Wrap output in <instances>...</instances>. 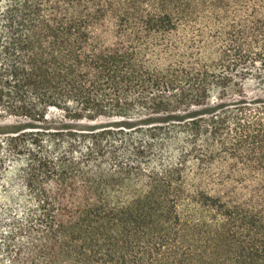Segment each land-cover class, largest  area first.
<instances>
[{"label":"trees","instance_id":"trees-1","mask_svg":"<svg viewBox=\"0 0 264 264\" xmlns=\"http://www.w3.org/2000/svg\"><path fill=\"white\" fill-rule=\"evenodd\" d=\"M0 264H264V0H0Z\"/></svg>","mask_w":264,"mask_h":264}]
</instances>
